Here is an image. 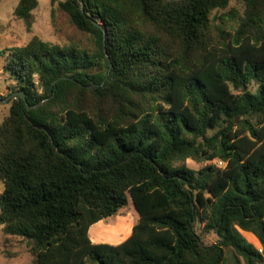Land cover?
<instances>
[{"label": "trees", "instance_id": "obj_1", "mask_svg": "<svg viewBox=\"0 0 264 264\" xmlns=\"http://www.w3.org/2000/svg\"><path fill=\"white\" fill-rule=\"evenodd\" d=\"M239 1L51 0L92 47L7 50L27 98L0 124V228L34 264H264V0ZM38 7L14 11L29 32ZM129 200L132 234L93 243Z\"/></svg>", "mask_w": 264, "mask_h": 264}, {"label": "rangeland", "instance_id": "obj_2", "mask_svg": "<svg viewBox=\"0 0 264 264\" xmlns=\"http://www.w3.org/2000/svg\"><path fill=\"white\" fill-rule=\"evenodd\" d=\"M19 1H0V100L6 99L14 92L16 87L15 81L3 70L8 49L24 46L34 36H38L43 41L52 44L64 45L74 42L81 46L92 47L88 36L76 29L71 23L70 17L59 8L58 3L52 6L51 0H39V7L34 11V26L30 32L27 31L24 21L17 19L14 15ZM230 7H237L243 10V5L239 0H232ZM256 88L257 85L255 84H252L250 87L253 91ZM11 104L12 101L0 103V124L9 116ZM209 163H197L191 159L186 161V165L193 170H199ZM4 188V183L0 182V194L4 191ZM138 218L139 214L132 201L129 200V204L116 216L93 225L90 229V237H93L96 241L102 240L107 244L115 245L123 241L130 234ZM120 219L127 220V224L123 228L117 225V221ZM203 226L204 223L197 222L196 231L204 243L207 245L216 243L218 239L217 235L214 233L205 234ZM243 235L256 248L262 251V245L260 246L252 234L243 232ZM0 264H34V257L30 252L28 242L20 237L7 235L3 228H0Z\"/></svg>", "mask_w": 264, "mask_h": 264}, {"label": "water", "instance_id": "obj_3", "mask_svg": "<svg viewBox=\"0 0 264 264\" xmlns=\"http://www.w3.org/2000/svg\"><path fill=\"white\" fill-rule=\"evenodd\" d=\"M61 79H66V77H63ZM61 79H58L57 81H55L53 83L52 87H54ZM95 86H98V85H95ZM26 98H27V95L25 92H14V93L10 94L6 99L0 100V103H9L13 100H19V101L22 99L26 100ZM32 108H33L32 106L28 105L29 110H31Z\"/></svg>", "mask_w": 264, "mask_h": 264}, {"label": "crops", "instance_id": "obj_4", "mask_svg": "<svg viewBox=\"0 0 264 264\" xmlns=\"http://www.w3.org/2000/svg\"><path fill=\"white\" fill-rule=\"evenodd\" d=\"M134 227V226H133ZM132 230H133V228H132ZM132 230H131V232H130V234L123 240V241H125L131 234H132ZM245 233H250V232H245ZM252 234V233H251ZM91 239H92V241H93V243H96V244H99V243H105L104 241H96V240H94V238L93 237H91ZM123 241H121V242H123ZM120 242V243H121ZM120 243H117V244H120ZM117 244H115V245H117Z\"/></svg>", "mask_w": 264, "mask_h": 264}, {"label": "bare ground", "instance_id": "obj_5", "mask_svg": "<svg viewBox=\"0 0 264 264\" xmlns=\"http://www.w3.org/2000/svg\"><path fill=\"white\" fill-rule=\"evenodd\" d=\"M123 214V213H122ZM108 224V223H107ZM127 224V220H122L120 219L119 221H117V225H119L120 227H125ZM114 225V224H113ZM117 233H118V230H117ZM121 235V234H120ZM100 241V240H99ZM102 241V240H101Z\"/></svg>", "mask_w": 264, "mask_h": 264}, {"label": "built area", "instance_id": "obj_6", "mask_svg": "<svg viewBox=\"0 0 264 264\" xmlns=\"http://www.w3.org/2000/svg\"><path fill=\"white\" fill-rule=\"evenodd\" d=\"M217 164H218L219 166H224V163H223V162H217Z\"/></svg>", "mask_w": 264, "mask_h": 264}]
</instances>
